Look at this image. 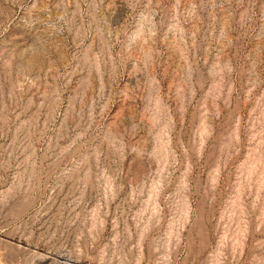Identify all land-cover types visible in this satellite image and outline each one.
Returning a JSON list of instances; mask_svg holds the SVG:
<instances>
[{
	"label": "rangeland",
	"instance_id": "obj_1",
	"mask_svg": "<svg viewBox=\"0 0 264 264\" xmlns=\"http://www.w3.org/2000/svg\"><path fill=\"white\" fill-rule=\"evenodd\" d=\"M0 264H264V0H0Z\"/></svg>",
	"mask_w": 264,
	"mask_h": 264
}]
</instances>
